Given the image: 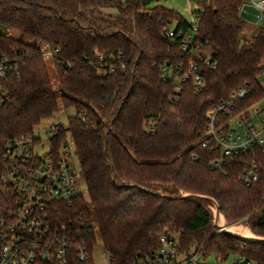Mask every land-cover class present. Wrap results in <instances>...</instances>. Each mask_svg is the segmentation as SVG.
<instances>
[{
    "label": "trees",
    "instance_id": "obj_1",
    "mask_svg": "<svg viewBox=\"0 0 264 264\" xmlns=\"http://www.w3.org/2000/svg\"><path fill=\"white\" fill-rule=\"evenodd\" d=\"M244 2L201 0L193 10L194 39L215 62L210 67L198 61V50L181 51L179 37L163 35L171 23L176 31L191 23L160 0H0V59L12 65L2 79L0 150L59 110L48 64L61 106L74 110L65 124L53 122L48 136L56 154L69 133L86 188V197L47 210L51 221L74 222L87 243L89 257L67 264H94L96 236L108 264H130L159 246L162 234L175 235L182 248L194 242L205 256L264 264V243L220 231L213 202L200 197L214 200L226 224L242 221L264 236V149L233 152L211 167L219 150L205 133L209 109L238 88L251 92L219 121L264 96V22L242 38ZM12 32L56 48L55 55L43 59L40 45ZM162 61L174 69L169 78L159 70ZM193 64L201 85L193 83ZM184 69L188 76L179 80ZM251 163L258 178L245 185L240 175Z\"/></svg>",
    "mask_w": 264,
    "mask_h": 264
},
{
    "label": "built area",
    "instance_id": "obj_2",
    "mask_svg": "<svg viewBox=\"0 0 264 264\" xmlns=\"http://www.w3.org/2000/svg\"><path fill=\"white\" fill-rule=\"evenodd\" d=\"M253 4L264 15V0H253ZM195 30V22L187 30L177 31L171 23L163 35L171 42L179 37L181 51L192 53L198 50V61L213 67L215 62L198 49ZM40 49L45 60L54 56L57 50L47 44H41ZM96 57L98 61L103 59L101 53ZM11 66L5 57L0 59V102L4 98L2 79ZM108 66L112 71L113 66ZM158 67L168 78L174 71L165 61ZM191 70L195 71L193 83L201 85L203 78L195 64ZM187 76L188 70L184 69L178 79L184 80ZM250 92L245 87L238 88L228 99L220 100L207 112L205 133L212 146L219 150V155L210 162L211 167H221L233 152L245 151L255 145L264 149V106H252L263 96L228 119L218 120L220 114L232 107L233 101L244 99ZM254 115L257 116L255 123L252 122ZM230 120H233V125ZM51 124L45 128L48 133ZM39 143L40 137L33 130L31 134L9 138L0 150V264H67L74 260L82 262L89 257L82 231L74 222L51 221L47 211L54 202L68 205L73 197L82 194L78 171L70 162L69 145L67 141L63 142L55 154L50 145L46 150L38 148ZM206 145L207 140L202 142V146ZM257 178V166L253 163L246 166L240 175L245 185L254 183ZM159 241V246L137 254L130 264H252L240 256H233L228 263L225 261L230 256L209 259L194 242L185 248L180 247L175 235L162 234Z\"/></svg>",
    "mask_w": 264,
    "mask_h": 264
},
{
    "label": "rangeland",
    "instance_id": "obj_3",
    "mask_svg": "<svg viewBox=\"0 0 264 264\" xmlns=\"http://www.w3.org/2000/svg\"><path fill=\"white\" fill-rule=\"evenodd\" d=\"M199 1L201 0H160V3L178 12L189 23H194L196 22V17L194 16L193 10L198 8L197 6H198ZM241 9H242V15L246 20V25L241 30L240 36L242 38H250V36L256 30L257 25L264 22V15L253 4V0H245ZM12 35L26 42H33L35 44L40 45L39 40L34 39L28 35L17 33V32H12ZM47 61H49V59ZM48 69H49V75L51 78L52 86L56 90L59 110L55 113L53 117L51 118L49 117L45 120H42L38 125L34 127L35 134H38L41 140V143H39L38 148H42L43 150H46L49 147V142H48L49 133L46 132L45 130L47 125L53 122H57V121H60L63 124H65L67 116L71 115L74 112L73 108H70V107L63 108L61 106V103L59 101L58 83L55 78L53 66L51 64H48ZM263 80H264L263 74L259 75L258 81L262 87H263ZM252 106H257V107L264 106V96L261 99H259L257 102H255ZM256 119H257L256 115L252 116L253 123L256 122ZM230 124L233 125V120H230ZM66 141L69 145V150H70V162L72 166L78 171L77 178H78V185L80 187V191L86 197L85 184H84L83 177L79 169L78 159L75 154V150H74L72 141L70 139L69 133H67L66 135ZM210 210L212 212V206H210ZM89 217H90V222L95 229L94 219H93L91 212L89 213ZM223 219L222 217H219L218 222L223 223ZM225 226L229 231H231L232 233L238 234L239 236H242L245 238L255 237V235L249 229L248 225L244 224L242 221L230 223ZM91 257L93 259L94 264H108V255L106 251H104V249L101 247L99 238L97 236H96V243L92 246ZM207 257L209 259H212L213 255H208ZM232 258L233 256H230L225 262L226 263H228V261L230 262Z\"/></svg>",
    "mask_w": 264,
    "mask_h": 264
},
{
    "label": "water",
    "instance_id": "obj_4",
    "mask_svg": "<svg viewBox=\"0 0 264 264\" xmlns=\"http://www.w3.org/2000/svg\"><path fill=\"white\" fill-rule=\"evenodd\" d=\"M186 196H197L196 194H185ZM200 197L202 198H207V199H210L212 202H213V205H212V215H213V224L215 225V227H217L220 231L224 232V233H227V234H230L232 236H235L237 238H240V239H243V240H246V241H254V242H259V243H264V236H260V235H255L254 238H245V237H242V236H239L238 234H235V233H232L231 231H229L225 225H227L223 219V216L222 214L219 212L218 210V207L216 205V203L214 202V200H212L211 198L207 197V196H201ZM219 217H222L223 219V223H219L218 222V219ZM245 224V223H244Z\"/></svg>",
    "mask_w": 264,
    "mask_h": 264
}]
</instances>
